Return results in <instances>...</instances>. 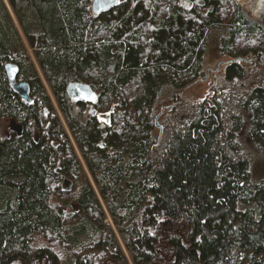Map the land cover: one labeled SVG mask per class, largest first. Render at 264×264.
I'll use <instances>...</instances> for the list:
<instances>
[{
  "label": "trees",
  "instance_id": "obj_1",
  "mask_svg": "<svg viewBox=\"0 0 264 264\" xmlns=\"http://www.w3.org/2000/svg\"><path fill=\"white\" fill-rule=\"evenodd\" d=\"M5 1L0 118L18 130L0 136V264H264V181L238 143L244 131L264 154V86H244L234 63L202 101L177 95L202 77L215 29L220 55L262 57L241 1L120 0L100 14L92 0ZM74 82L95 100L72 102Z\"/></svg>",
  "mask_w": 264,
  "mask_h": 264
},
{
  "label": "rangeland",
  "instance_id": "obj_2",
  "mask_svg": "<svg viewBox=\"0 0 264 264\" xmlns=\"http://www.w3.org/2000/svg\"><path fill=\"white\" fill-rule=\"evenodd\" d=\"M120 1V0H119ZM241 7L243 9L244 16L250 21H257L261 23L258 19H261L262 13H264V0H240ZM7 9L10 12L7 2L4 0ZM264 16V15H263ZM263 18V17H262ZM227 37L226 30L224 29H215L209 35L205 52L203 56V75L198 82L195 84L184 88L177 92L178 98L183 104H189L193 102L202 101L210 92L212 87H218L222 84L224 77L225 68L229 65V61L233 58L222 56L219 53V41L220 38ZM248 55L244 58L249 59ZM257 60L256 58H251V62L242 63L241 66L245 67V79L243 81L244 86H264V53L262 57L258 58V64L252 63V61ZM206 78L205 80H201ZM165 94V92L163 93ZM50 98L54 101L52 95ZM166 104V100H164ZM162 104V103H161ZM156 112L160 110V107L155 109ZM58 117L66 129L65 124L63 123L62 116L57 110ZM156 121L161 127L162 118L157 117ZM18 130L17 125L10 119L0 118V136H7L11 131ZM240 138H238V143L241 146L242 151L246 154L248 159V171L255 182L264 181V154L259 150L258 146L255 145L251 139L244 134V131L240 132ZM154 136H158L159 130L156 127L153 131ZM71 143H73L71 141ZM73 145V144H72ZM74 147V145H73ZM75 148V147H74ZM76 150V149H75ZM106 222L111 223L109 216H106ZM125 255L129 258L128 253L124 251Z\"/></svg>",
  "mask_w": 264,
  "mask_h": 264
},
{
  "label": "water",
  "instance_id": "obj_3",
  "mask_svg": "<svg viewBox=\"0 0 264 264\" xmlns=\"http://www.w3.org/2000/svg\"><path fill=\"white\" fill-rule=\"evenodd\" d=\"M118 2L119 0H92L91 10L94 14H100L117 6ZM238 61L245 62L247 60L245 58H236V59H231L229 63L233 64ZM4 71L11 90L15 94H17L23 102L29 104L31 102V99L29 97L28 85L23 81L20 82L16 81V77H17L16 66L10 63L6 64L4 67ZM205 79L206 78H202L201 80H205ZM66 94L72 102H78V103H92L96 98L95 92H93L88 85L79 82H74L69 84L66 88ZM155 126L158 128L160 133L161 127L158 125L156 119H155Z\"/></svg>",
  "mask_w": 264,
  "mask_h": 264
},
{
  "label": "flooded vegetation",
  "instance_id": "obj_4",
  "mask_svg": "<svg viewBox=\"0 0 264 264\" xmlns=\"http://www.w3.org/2000/svg\"><path fill=\"white\" fill-rule=\"evenodd\" d=\"M199 3V1L198 0H179V4L181 5V7H183V8H187V7H192L194 4H198ZM264 13H262V15H260L261 16V19H258L261 23H258L257 21V23H258V25H257V27L263 32V34H264ZM263 17V18H262ZM253 58H256L257 60H258V57H255V56H252ZM251 56H250V58L249 59H246L247 61H238V62H236V64H241V62L242 63H249V62H251L250 60H251V58H252ZM257 60H254V61H252V63H254V64H258V62H257ZM263 64H264V62H262ZM234 64V63H233Z\"/></svg>",
  "mask_w": 264,
  "mask_h": 264
}]
</instances>
